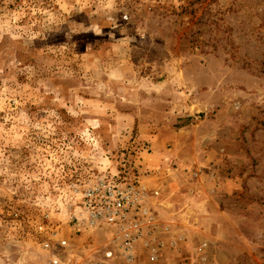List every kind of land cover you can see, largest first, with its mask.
<instances>
[{"label":"rangeland","instance_id":"obj_1","mask_svg":"<svg viewBox=\"0 0 264 264\" xmlns=\"http://www.w3.org/2000/svg\"><path fill=\"white\" fill-rule=\"evenodd\" d=\"M0 264H264V0H0Z\"/></svg>","mask_w":264,"mask_h":264},{"label":"built area","instance_id":"obj_2","mask_svg":"<svg viewBox=\"0 0 264 264\" xmlns=\"http://www.w3.org/2000/svg\"><path fill=\"white\" fill-rule=\"evenodd\" d=\"M140 186L137 184L120 187L113 182L101 183L96 186L87 187L82 194V204L91 214L92 221H105L118 224V230L126 242L123 245L124 252L128 258V262L132 257V242L135 240L136 234L130 235L129 229L135 231L138 228V223L131 222L123 224L125 213L138 203L140 198ZM139 196V197H138Z\"/></svg>","mask_w":264,"mask_h":264}]
</instances>
